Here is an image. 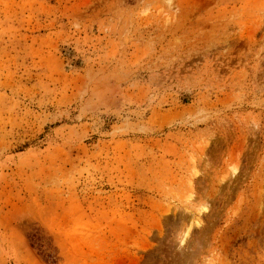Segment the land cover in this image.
<instances>
[{"label": "rangeland", "instance_id": "obj_1", "mask_svg": "<svg viewBox=\"0 0 264 264\" xmlns=\"http://www.w3.org/2000/svg\"><path fill=\"white\" fill-rule=\"evenodd\" d=\"M0 264H264V0H0Z\"/></svg>", "mask_w": 264, "mask_h": 264}]
</instances>
